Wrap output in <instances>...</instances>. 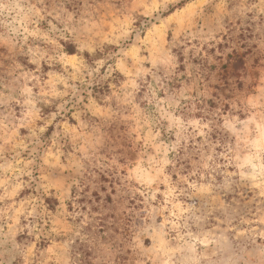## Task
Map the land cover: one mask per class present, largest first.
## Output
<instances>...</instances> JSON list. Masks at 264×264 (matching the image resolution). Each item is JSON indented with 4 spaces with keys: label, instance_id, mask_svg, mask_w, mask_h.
<instances>
[{
    "label": "rangeland",
    "instance_id": "374dc122",
    "mask_svg": "<svg viewBox=\"0 0 264 264\" xmlns=\"http://www.w3.org/2000/svg\"><path fill=\"white\" fill-rule=\"evenodd\" d=\"M0 264H264V0H0Z\"/></svg>",
    "mask_w": 264,
    "mask_h": 264
}]
</instances>
